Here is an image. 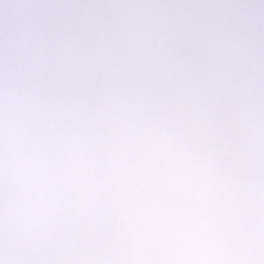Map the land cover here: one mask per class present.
<instances>
[{"label": "clouds", "instance_id": "1", "mask_svg": "<svg viewBox=\"0 0 264 264\" xmlns=\"http://www.w3.org/2000/svg\"><path fill=\"white\" fill-rule=\"evenodd\" d=\"M0 264H264V0H0Z\"/></svg>", "mask_w": 264, "mask_h": 264}, {"label": "snow or ice", "instance_id": "2", "mask_svg": "<svg viewBox=\"0 0 264 264\" xmlns=\"http://www.w3.org/2000/svg\"><path fill=\"white\" fill-rule=\"evenodd\" d=\"M29 11L23 6H17L9 10L4 15L0 16V29H9L17 20L29 15ZM259 91H260V104L261 109L264 111V64L260 66L258 72ZM261 163L264 164V134L261 137Z\"/></svg>", "mask_w": 264, "mask_h": 264}]
</instances>
